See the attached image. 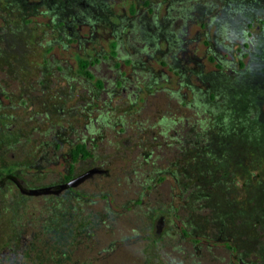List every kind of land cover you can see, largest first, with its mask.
<instances>
[{
  "label": "rangeland",
  "instance_id": "1",
  "mask_svg": "<svg viewBox=\"0 0 264 264\" xmlns=\"http://www.w3.org/2000/svg\"><path fill=\"white\" fill-rule=\"evenodd\" d=\"M0 264H264V0H0Z\"/></svg>",
  "mask_w": 264,
  "mask_h": 264
},
{
  "label": "flooded vegetation",
  "instance_id": "2",
  "mask_svg": "<svg viewBox=\"0 0 264 264\" xmlns=\"http://www.w3.org/2000/svg\"><path fill=\"white\" fill-rule=\"evenodd\" d=\"M39 1H45V0H39ZM75 19L78 20L79 18L77 19V18L73 17L72 19H68L67 21L63 19V20H61V23L65 24L66 22H68L70 24L72 23V26H76L78 21H76ZM70 24H69V27L72 28V26ZM70 38H73V36L71 35ZM114 50H115L114 54H116V53L118 54V52H119V41L117 39L115 40ZM105 58H107V56H102V57H98V58H95V59L88 58L87 69H88L90 74L88 76L87 75H85V76H87L90 80H93L91 82L92 88L103 90L104 88L107 87V80L103 76L96 77L100 81V83H101L100 85H96L94 83V76L96 75V73L93 70L95 68V66H97L98 64H102L103 65V62H104ZM128 60L131 61L132 58H128ZM104 63H106V62H104ZM113 78L115 79V77H113ZM116 82L119 85L121 84V81H116ZM89 90H88V92H89ZM92 97L93 96H91V98ZM90 102L93 103V101H91V99H90ZM88 111L90 113L93 112L94 111V105H92V107H90V109H88ZM97 120H98L97 117H94L93 115H90V114L88 115V121L85 122L83 124V126H82L84 131H80L79 132L80 135L78 137H75V139H74V144L71 147L69 155H68L69 156V163L67 165L68 172L64 174V176H63V178H62V180L60 182L55 183V184L34 185V186L29 187L28 184H27V181L25 179H23L19 175H15V174H12V173L8 172L7 175L5 176V178H8L11 181L14 189L16 188L15 195L18 196L19 198H22V199L23 198H28L29 199L31 197L47 196V195H50V194L59 195L60 193H63L64 191H68V190L77 191L78 190L77 187L81 183H83L84 181L88 180L93 175L103 172L105 169H102L99 166L89 167L86 170H84V171H82V172H80L78 174H75V175H73V172H72L73 166L75 165V163L77 161L83 160V159H85L87 157L92 156V152L90 150L89 143L92 141V138H93L92 134H94V131H95L94 123ZM89 134H91L90 135L91 138L90 137L87 138V135H89ZM79 143L84 144L85 147L87 148V150L89 151V153L86 156L79 155L76 158H73L72 153H71L72 148L75 147V145H77ZM90 169H95V172H93L91 175H89V176L85 177L84 179H82L76 185H69L68 184V181L71 180L73 177H75V176H77V175H79V174H81V173H83V172H85L87 170H90ZM32 190H38V192L33 193ZM160 217H163V224H164V216L160 215L155 221V230H156V222H157V220ZM156 233H157V231H156Z\"/></svg>",
  "mask_w": 264,
  "mask_h": 264
},
{
  "label": "trees",
  "instance_id": "3",
  "mask_svg": "<svg viewBox=\"0 0 264 264\" xmlns=\"http://www.w3.org/2000/svg\"><path fill=\"white\" fill-rule=\"evenodd\" d=\"M114 47H115V40L111 42V48H112L111 52L112 53L115 52ZM78 62H79V71L83 73L84 75L88 76L90 74L87 69L88 59L84 57L79 58ZM71 153H72L73 158H76L79 155L86 156L89 153V151L87 150L84 144L79 143L75 145V147L72 148Z\"/></svg>",
  "mask_w": 264,
  "mask_h": 264
},
{
  "label": "water",
  "instance_id": "4",
  "mask_svg": "<svg viewBox=\"0 0 264 264\" xmlns=\"http://www.w3.org/2000/svg\"><path fill=\"white\" fill-rule=\"evenodd\" d=\"M93 172H95V169H90V170H87L75 177H73L71 180L68 181V184L69 185H76L78 182H80L82 179H84L85 177L91 175ZM33 193H36L38 192V190H32ZM162 225H163V217H160L157 222H156V231H157V234L160 232L161 228H162Z\"/></svg>",
  "mask_w": 264,
  "mask_h": 264
}]
</instances>
